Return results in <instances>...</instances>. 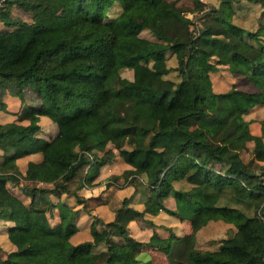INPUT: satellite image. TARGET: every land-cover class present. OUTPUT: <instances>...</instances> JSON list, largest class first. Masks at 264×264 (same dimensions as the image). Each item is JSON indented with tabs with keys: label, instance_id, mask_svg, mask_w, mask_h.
I'll return each instance as SVG.
<instances>
[{
	"label": "trees",
	"instance_id": "obj_1",
	"mask_svg": "<svg viewBox=\"0 0 264 264\" xmlns=\"http://www.w3.org/2000/svg\"><path fill=\"white\" fill-rule=\"evenodd\" d=\"M137 1L54 0L72 12L44 24L36 19L42 0H0V109L7 92L21 101L16 119L0 123L6 136L0 148L42 154L21 173L0 153L6 199L0 222L12 221L7 236L14 244L9 250L0 245V264H146L138 258L145 248L162 250L170 264H264V118L261 132L253 133L243 116L264 104V0H219L200 16L197 31L186 13L200 0H190L191 7L183 0H147L163 12L155 26L148 6L134 17ZM115 3L120 10L110 16ZM13 4L32 11L33 20L12 16ZM15 28L31 36L7 38ZM145 29L151 34H142ZM170 55L176 64L167 63ZM124 68L130 77L121 74ZM171 70L178 79L166 76ZM215 71L242 76L253 89L232 82L215 90ZM42 114L57 125L50 138L38 134ZM116 154L129 164L122 174L131 175L133 193L151 197L153 212L188 220L190 232L166 227L162 236L151 224L150 234L139 238L128 224L110 219L100 221L91 238L71 242L76 210L61 194L82 202L78 190L87 168L98 169ZM15 176L28 199L7 184ZM206 187L216 192L212 202ZM54 207L59 218L51 221ZM211 219L233 230L216 247L198 248L195 231Z\"/></svg>",
	"mask_w": 264,
	"mask_h": 264
},
{
	"label": "rangeland",
	"instance_id": "obj_2",
	"mask_svg": "<svg viewBox=\"0 0 264 264\" xmlns=\"http://www.w3.org/2000/svg\"><path fill=\"white\" fill-rule=\"evenodd\" d=\"M42 5L40 6L39 12L36 16V19L44 24H49L55 19L69 17L72 10L69 7H61L58 8L54 0H42ZM202 2V1H201ZM210 2V0H209ZM218 2V1H217ZM216 2V3H217ZM183 6L185 7H191L190 0H183L182 2ZM212 3V2H211ZM145 6L149 7V11L151 14V24L153 26L156 25V21L159 17L163 15V12L161 11L160 7L155 4L148 2L147 0H138L136 4L133 6L132 11L133 15L136 19H139L142 16V13L144 11ZM22 7L19 6H13L11 13L15 16H21V17H29V21L33 20L32 11H24L22 10ZM208 9V4L202 2L201 5L195 9L194 11H189L186 14L188 16H191L194 22L195 31L198 30L199 25H201L200 16L206 12ZM120 10V5L118 3H115L113 6H111L108 10V13L110 16H114L117 14ZM201 11L199 16L196 15V12ZM255 11L257 9L255 7L252 8L251 15H249V18H244L245 22L247 24L252 23V16L255 14ZM31 14V16H30ZM19 17V18H21ZM22 19V18H21ZM32 31L27 30L24 31L22 28H15L12 32H10L6 37L11 38L18 41H23L24 39L31 36ZM145 35H150V31L145 29L141 32ZM264 36H262V39ZM264 40V39H263ZM167 63L169 65L176 64V59L174 55H170L167 58ZM121 74L124 77H130V71L127 69H122ZM166 76L177 78L178 76L176 74L175 70L169 71ZM230 79H234V82L236 84L244 85L242 84L245 82V79L242 76H239L237 78H228L225 76V73L221 71H215L211 73V81H212V87L215 90H224L230 86L232 82H230ZM248 83V82H247ZM29 93H34L32 89H27ZM13 95L6 94L5 98L8 99V97H11ZM6 115L9 113L6 111L4 112ZM6 115H0V123L2 121H5L7 118ZM244 117L249 120L250 129L253 133L260 128V120L264 116V112L261 108H257L256 110H249L245 112ZM45 118H43L40 121L41 129L39 130V133L45 137H52L56 131H57V125L56 123L50 119V117H47L45 115H42ZM260 130V129H259ZM261 132V130H260ZM259 132V133H260ZM5 135L3 133H0V139L5 140ZM109 146H113L111 142L108 143ZM252 146V141L248 142V148L241 150L240 154L243 157V159H248L250 155V150ZM100 151V150H98ZM7 155H10L12 159L8 161V163L12 161H17L16 159L19 157L17 156V150L15 148H7L5 150ZM30 157L33 159H38L41 155L40 151H34L29 153ZM15 156V157H14ZM115 160L113 162L109 163L107 166L105 165L104 168H98L96 169L94 165H90L87 168L86 176H85V182L87 183V190L84 189L83 195L90 194V195H101L106 202L105 204H98L95 205L96 199L92 198H83L82 202L80 204H77V200L75 198H70L68 200L71 201L72 205L74 207H79L81 209V213L78 217L77 224L78 228L70 235L71 242H78L86 238H91V234L95 230L100 229L101 222L108 220L109 218H106L110 216L111 219H117L118 221L128 224L129 226H132L133 233L135 235L140 234L141 230L139 227L142 226L143 229H147L150 227L151 224H153L155 227L159 229L164 234H168L169 227L173 232L185 234L190 232L191 226L188 220L186 219H179L177 216L170 214L162 209L157 210L156 212H153L155 203L151 197H147L144 194H141L139 192L133 193V185L130 183L129 179L131 180V175H123L122 171L124 169L125 163L120 159L121 157L117 154L115 155ZM261 163H264V160L261 161ZM112 173H120L117 178L113 177ZM118 175V174H117ZM143 178H145L142 175ZM19 180L18 176H15L14 179H11L9 183H19L17 182ZM175 185H187L188 183L184 180H177L174 181ZM90 189V191H88ZM207 194L205 195V199L207 201H213L216 197V192L212 191L211 188L206 187ZM53 198L56 199V195L52 194ZM124 197H127V202L123 203L122 200ZM64 199V198H62ZM66 199V200H67ZM75 199V200H73ZM65 200V199H64ZM67 200V201H68ZM6 201L4 196L0 194V202ZM77 201V202H76ZM90 205L87 208H84L85 206ZM84 205V207L82 206ZM133 209L141 211V214H137L134 217L131 216V211ZM53 215L51 218V221L54 220L55 217H58V210L56 207L52 208ZM57 215V216H56ZM169 215V216H168ZM132 217V218H131ZM150 221L152 223H150ZM165 225V226H164ZM233 230V226L231 223H228L226 221H223L222 219H215V220H209L202 226H200L194 234L195 239V245L198 248H214L218 245L219 240L221 237L226 236ZM7 236L1 231L0 232V245L2 247L9 248L10 242L8 239H6ZM98 247H101L98 246ZM138 258L142 262H146V264H170L168 256L165 252L159 249H152V248H145L139 255Z\"/></svg>",
	"mask_w": 264,
	"mask_h": 264
},
{
	"label": "crops",
	"instance_id": "obj_3",
	"mask_svg": "<svg viewBox=\"0 0 264 264\" xmlns=\"http://www.w3.org/2000/svg\"><path fill=\"white\" fill-rule=\"evenodd\" d=\"M200 1H202V2H204V3H206V4H208V8H210V7H212V6H214V5H217L218 4V2H219V0H210V2H209V0H200ZM218 1V2H217ZM201 2V3H202ZM212 2V3H211ZM217 2V3H216ZM13 6H17V5H15V4H13L12 6H11V9H10V11H12V7ZM22 10H24V11H28V10H25V9H22ZM12 14V13H11ZM12 16H15V15H13L12 14ZM30 16H31V14H30ZM17 17H21V16H17ZM23 20H26V21H29V17L27 18V17H21ZM30 22V21H29ZM229 78V77H228ZM233 78V77H232ZM230 82H234V79H230ZM242 84H244L243 86L242 85H240V84H237L239 87H241V88H243V89H246V90H251V89H253V86L250 84V83H247V82H243ZM214 89V88H213ZM6 94H10V93H5V95H4V101H5V104H6V107H5V109H0V115H6L4 112H8L9 113V118H8V115H6L7 116V118L5 119V121H2L1 123H3V122H7V121H11V120H14V119H16V117H17V113H16V111L20 108V106H21V101H20V99H19V97L18 96H16V95H13V94H11V95H13V96H11V97H8V99L7 98H5V96H6ZM257 108H261L262 109V111L264 112V104H255V105H253L249 110H253V109H257ZM248 110V111H249ZM42 115H44V114H42ZM42 115H40L39 116V124H40V121L43 119V118H45L44 116H42ZM45 116H47V115H45ZM244 116V115H243ZM48 117V116H47ZM245 118V117H244ZM263 118H264V116H263ZM246 119V118H245ZM248 120V119H247ZM250 125V124H249ZM40 129H41V125H40ZM260 128H258V130H256V132L255 133H259L260 132V130H259ZM38 134L39 135H41L40 133H39V131H38ZM41 136H43V135H41ZM43 137H45V136H43ZM45 138H49V137H45ZM7 148H15V147H12V146H9V147H7ZM6 148V149H7ZM6 149H2V148H0V153H3L4 155H5V162H6V164H9L8 163V161L10 160V159H12L11 158V156L10 155H7V153L5 152V150ZM18 152H17V156H19L16 160V162L15 161H12V162H10V163H15L16 165H17V167H18V169H19V171L21 172V173H24L25 172V169H26V166H27V162L29 161V160H34V161H36V160H40L41 159V156H42V154L40 155V157L38 158V159H33V158H31L30 157V155H29V153H31V152H29V153H21L20 151H19V149L18 148H15ZM34 152V151H33ZM118 156H119V154H117ZM15 157V156H14ZM115 156H114V158L111 160V161H109V162H107V163H105V164H103V165H101V166H99V168H104L105 167V165L107 166L109 163H111V162H113V160H115ZM122 161H123V163H125L126 165H124V168H127V167H129V164L128 163H126L122 158H120ZM87 172V171H86ZM113 174V173H112ZM116 174H119V173H116ZM85 176H86V174H85ZM85 176H84V178H83V180H84V184H83V186L78 190V193H79V195H81L83 198H92V199H96V203H94L95 205H98V204H105L106 202L104 201V199H102L103 197H101V195H90V194H86V195H83V190L84 189H86L87 190V188H86V186H87V183L85 182ZM20 179H22L23 180V182H28V180H25V179H23V178H21L20 177ZM9 186H10V188H11V190L13 191V192H15L16 194H18V195H20V196H24L25 197V200L26 199H28V196H26L24 193H22V191H21V189H20V185H21V183H7ZM88 191H90V189L88 190ZM136 193V192H135ZM61 197L62 198H64L65 200L68 198V199H70V198H75L74 197V195H66L65 193H62L61 194ZM67 199V200H68ZM66 200V201H67ZM73 200H75V199H73ZM3 202H5V201H3ZM68 203H69V205L73 208V209H75L76 210V214H75V222H76V225H77V228H78V224H77V220H78V217H79V215H80V213L82 212L81 211V209H79V207H74L73 205H72V203H71V201L70 200H68L67 201ZM77 202V201H76ZM77 204H80V202H77ZM83 207H84V205H82ZM90 205H88L87 204V206H85L84 208H87V207H89ZM165 211V210H164ZM171 214V213H170ZM57 216V215H56ZM169 216V215H168ZM176 216V215H175ZM178 217V216H177ZM59 218V215H58V217H55L54 218V220L53 221H55V220H57ZM106 218H109L108 220H110L111 218H110V216H108V217H106ZM179 218V217H178ZM180 219V218H179ZM184 220V219H183ZM106 221V220H105ZM153 222V221H152ZM12 223V221H10V220H5L4 222H0V232L2 231L4 234H5V236H7V226L8 225H10ZM129 226V225H128ZM165 226V225H164ZM100 227H101V225H100ZM130 227V230H131V233L133 234V235H135L134 233H133V229H132V226H129ZM167 227V226H166ZM76 228V229H77ZM141 230H139L140 231V234H138V235H135V236H137V237H139V238H146L149 234H150V232L152 231V225H150V227L149 228H147V229H143L142 228V226L140 225V227H139ZM158 232H159V234H161L162 236H166L167 234H164V233H162L161 231H159V229L157 228V226L156 227H154ZM176 233V232H175ZM177 234H179L180 235V233H177ZM90 238V237H89ZM6 239H8V236L6 237ZM86 239H88V238H86ZM9 240V239H8ZM84 240V239H83ZM9 242H10V247L9 248H6V250H9V249H12V248H14V244L9 240ZM4 248V247H3ZM5 249V248H4Z\"/></svg>",
	"mask_w": 264,
	"mask_h": 264
},
{
	"label": "water",
	"instance_id": "obj_4",
	"mask_svg": "<svg viewBox=\"0 0 264 264\" xmlns=\"http://www.w3.org/2000/svg\"><path fill=\"white\" fill-rule=\"evenodd\" d=\"M211 8V7H210Z\"/></svg>",
	"mask_w": 264,
	"mask_h": 264
}]
</instances>
